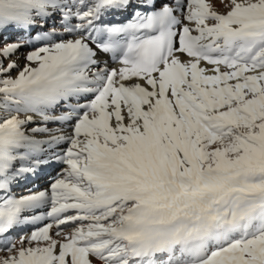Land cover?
Returning <instances> with one entry per match:
<instances>
[{
    "label": "snow or ice",
    "instance_id": "obj_1",
    "mask_svg": "<svg viewBox=\"0 0 264 264\" xmlns=\"http://www.w3.org/2000/svg\"><path fill=\"white\" fill-rule=\"evenodd\" d=\"M220 3L0 0V264H264V0Z\"/></svg>",
    "mask_w": 264,
    "mask_h": 264
},
{
    "label": "bare ground",
    "instance_id": "obj_2",
    "mask_svg": "<svg viewBox=\"0 0 264 264\" xmlns=\"http://www.w3.org/2000/svg\"><path fill=\"white\" fill-rule=\"evenodd\" d=\"M213 3L216 5L217 9L221 12H225L227 11V9L223 6V4L220 3V0H213ZM121 14L125 13H113V14H108L105 15L102 19V22L104 24H107L109 22V20H116L119 18H122L123 16H121ZM9 35V37L13 40H15V35L14 34H6ZM61 38L63 39H70L72 38L71 36H67L64 35ZM35 46H39V45H34ZM29 49L27 48H22L20 50L19 53L16 54V56L13 57V59H18V63L21 65V67L24 65L25 61H24V57L23 54L25 52H27ZM99 58L105 62H107L109 67H119L120 66V58L116 57L115 60L112 59V54L111 53H100L99 54ZM182 59H187L186 56L182 57ZM17 70L13 71V75L16 74ZM62 109H57L55 111L56 115L60 114V111ZM37 123H32L27 125V129L31 130L32 128L37 127ZM39 126L43 127V124H40ZM49 128L52 129H56V128H62L66 133L67 132H71V123L69 124H58V123H49L47 125ZM57 133H36L35 136L37 139L40 140H46L49 139L51 135H55ZM44 149L46 150V152L43 155H48V150H49V146L48 145H43ZM65 145L61 144L60 148H64ZM59 150V149H57ZM55 165V164H54ZM54 165H47L43 168H40L38 170L37 173L35 174H25L23 176H21L18 181L16 183H14L11 187V193L14 194L17 198H19L20 196H26V195H31V194H35V193H39L40 191H45V190H49L50 191V184L53 182V180L56 178L57 173L63 168L65 167L64 165H61L56 174H48L51 170H53ZM25 166H29L27 164H25ZM16 168L20 167V163H17L15 165ZM36 178L41 179L39 181L36 180ZM19 186V187H16ZM48 210L47 206L42 207L38 210H35L32 213H26V215H31V214H35L38 215L40 212H46ZM43 223V222H41ZM40 226V225H37ZM33 228V225L28 224V225H24L22 226V232L20 229H17L16 231L20 234L23 233H29L31 232ZM71 226H69V230H70ZM3 253H0V255H2Z\"/></svg>",
    "mask_w": 264,
    "mask_h": 264
},
{
    "label": "rangeland",
    "instance_id": "obj_3",
    "mask_svg": "<svg viewBox=\"0 0 264 264\" xmlns=\"http://www.w3.org/2000/svg\"><path fill=\"white\" fill-rule=\"evenodd\" d=\"M15 37H16V34H14ZM66 147V145H65ZM61 165L60 164H55L54 167H53V170H51L48 174H56L57 173V170L58 168L60 167ZM37 181L41 180V179H38L36 178ZM16 187H19V186H16Z\"/></svg>",
    "mask_w": 264,
    "mask_h": 264
}]
</instances>
